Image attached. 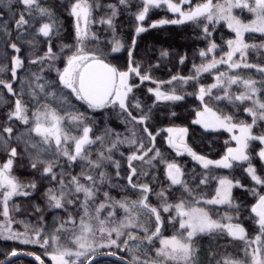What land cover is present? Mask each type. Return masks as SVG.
I'll use <instances>...</instances> for the list:
<instances>
[{"label":"snow or ice","instance_id":"1","mask_svg":"<svg viewBox=\"0 0 264 264\" xmlns=\"http://www.w3.org/2000/svg\"><path fill=\"white\" fill-rule=\"evenodd\" d=\"M4 3L9 6H18L19 13L14 20L15 36H13V29H9L6 23L0 27V35L9 37L5 43L14 53L11 56L10 67L0 66V72L10 70L12 80H19L21 85L25 86L21 91L27 95L28 102L34 105V111L29 116L28 102L15 93L13 83L0 79V86L7 89L9 94L17 95L13 107L7 113L5 126L0 129V151L6 152L8 156L0 166V196L3 198V210L0 214L8 217L10 211H19L18 208L10 209L9 207L12 197L30 196L32 193L28 189L37 188L35 182L21 184L11 175L15 158L20 155L18 145L23 143L26 151L32 150L29 152L31 168L39 170L43 166L40 179L46 180L50 185L44 192L48 208L65 210L69 215L67 220L62 221L51 233H47L38 222L32 229L34 232L32 237L28 236L27 232L12 233L7 228V224L0 226V235H3V230H7L10 234L3 236L4 239L20 240L25 244H38L46 252L50 246L53 247V253L49 255L53 264H95L97 248L112 247H117L121 251L134 249L129 264H200L195 238L198 235H219L220 237L226 235L232 241H239L244 245L245 259L225 258L223 261H216L215 264H264V194L257 192L255 187L248 189L252 195L257 196L256 203L250 209L257 229L254 236H251L239 222V215L225 214L220 219H213L209 211L204 208L190 206L189 201L185 199V194L199 203L200 201L196 199L197 194L182 179L184 171L181 166L177 162L164 159L162 152L156 146V137L159 133H153L148 125L152 108L158 103L178 102L184 99L183 95L176 94L175 88L167 92L161 90L163 84H173L175 81L187 84L190 80H198L200 73L209 72L224 63L230 70L255 68L261 74L259 80L242 79L239 75L228 76L227 73L220 72L215 77L216 83L209 87L201 86L195 93L196 99L201 102L202 111H197V119L193 123L201 125L206 131L223 128L233 133L232 140L235 141L236 146L228 147L221 159H207L189 147L185 142L188 131L186 128H167L163 131L168 133V146L175 150L177 155L191 156L206 170L199 180L200 185L207 184L212 178L209 171L211 168L232 169L235 164H247L244 171L264 192V177L258 174L248 151L252 141H258L264 146V131L260 134L254 133L256 125L264 122V66L247 62V51L264 49V44L250 45L244 39L245 33L264 35V0H223V2L204 0L187 11L182 5H191L192 0H176V2L140 0V10L135 14V20L138 23L128 49L126 70H121L108 62L107 57L110 53H118L124 49V44L115 36V21L123 8L130 7L131 0H118V3L107 4L101 3V0H69L66 7L68 15L73 18L75 43L61 44L59 53L53 50L52 45L53 37L60 35V25L53 8L42 6L40 0H0V4ZM162 6H166L168 11L177 14V18L162 19L153 23L151 25L153 28L165 24L181 25L203 20L206 22L203 24L204 37H208L211 35L210 25L214 26L220 20L226 21L236 37L235 40L227 41L229 50L226 56L219 60L213 58L207 64L197 67L196 76L174 75L168 81L154 80L150 74L152 66L149 65L145 69L137 64L133 58V51L137 43L136 37L147 31L142 26V22L149 10ZM234 8L247 9L255 18L249 23H244L232 14ZM103 9L107 11L99 20H96L94 11ZM93 23L107 25L112 31L113 38L108 42L111 45L110 53L107 48L87 49L85 41L92 40L99 43V37L90 28ZM37 37L45 38L49 46L43 55L34 54L28 58V64L38 67L26 69V72H31V76L25 75L21 79L18 76V70L25 68V60L20 56V44L26 43L35 50L39 43ZM216 48V43H210L207 50L200 51L199 55L202 58L206 57ZM60 53H63L65 58V67L62 71L55 68V61L61 58ZM237 53H239V60H233ZM168 55L166 50L160 53L161 58H166ZM184 60L185 57H181L180 63L183 64ZM159 66L157 64L155 67ZM53 70L56 73L55 79L49 80L44 73ZM133 76L137 77L141 84L148 81L157 85L155 89H148V92L155 97V101L148 107L147 112L138 100L129 99L133 89L140 86L130 83ZM225 77L228 86L239 83L243 85L244 90L233 95L228 87H223L222 95L214 94L212 90L222 87ZM258 93H261L259 99ZM70 96L93 111L118 107L122 122L130 135L121 138L120 134H116V138L111 139L112 130L106 128L101 135L93 138V130L85 122V113L77 112L74 107H71ZM209 100H214L217 104L227 102L236 107L243 105V111L251 117V123L243 121L239 124L234 123L233 115L218 113L209 106ZM245 102H250L251 106ZM61 109L66 115L60 114ZM132 109L139 110V113L134 114ZM172 115L175 116L176 113L172 112ZM13 121L28 126L27 133L14 135V127L10 123ZM66 123L74 125L80 130L79 133L70 135L64 127ZM33 133L40 138L38 141L32 139ZM13 140L17 142V146L12 145ZM97 144L101 150L93 156L92 146ZM105 144L108 145L106 148L103 147ZM120 145L130 149L126 156L129 171L124 177L119 172L120 161L113 159V153L119 151ZM120 155L125 154L121 152ZM257 155L260 161L264 162V147H261ZM158 158L165 165L163 174L168 185L156 192L149 182L140 181V178L152 175L150 169L155 167L153 161ZM136 161L140 163H134ZM109 164L117 169V179H126L128 187L138 190L140 195L138 200L130 203L126 199L117 200L109 190H106V185L108 189L117 186L105 170ZM77 165L80 168L79 173L69 171ZM155 179L153 176V181ZM177 186L180 190L179 202L171 204L168 198L172 195V189ZM244 187L239 180L218 178L215 196L204 199L203 202L208 205H226L227 208L235 209L238 214L240 205L234 202L232 190ZM153 193L160 200L163 212L169 214L167 223L174 227L178 224L176 235L163 236V230L167 224L158 207L151 206L149 203V195ZM101 194L102 200L99 199ZM73 207H79L83 211V215L79 217L78 232L76 219L72 215ZM116 207L125 211L126 220L118 222L112 220L111 218L115 215L112 211L108 212L106 218L102 217L105 210ZM138 209L147 214L146 221H138L136 215L132 214ZM36 211L43 210L37 206ZM67 225H72L70 235L76 250L61 243L60 234L69 231ZM124 229H139L143 235H137L132 231L125 232ZM97 230L101 233L99 239L96 238ZM113 233H115V239L112 238ZM124 236L128 239L121 240ZM129 241H135V244L130 245ZM156 241L159 242L158 246ZM10 255L15 257L18 253L13 250ZM105 255L112 256L115 253L109 251ZM35 259L38 264H44L40 256H35ZM213 259L214 257H209L208 264H213ZM0 264L4 262L0 261Z\"/></svg>","mask_w":264,"mask_h":264},{"label":"trees","instance_id":"2","mask_svg":"<svg viewBox=\"0 0 264 264\" xmlns=\"http://www.w3.org/2000/svg\"><path fill=\"white\" fill-rule=\"evenodd\" d=\"M41 5L49 8H53L57 20L60 25V35L54 36L52 40L53 50L57 53L60 52L61 44H74V30H73V18L68 15L67 5L69 0H40ZM176 2V0H173ZM204 2V0H192L191 5H182L184 10H189L190 7H195V5ZM214 2H223V0H214ZM101 3H118V0H101ZM140 0H131V5L128 8H123L121 14L117 17L115 21L116 25V39L120 40L124 44V49L118 53H110L111 45L108 43L113 38V33L108 29L107 25H101L99 23H93L90 28L99 37V43L92 40L85 41L88 50L94 48H107L110 55L107 57L108 62L114 66L120 68L121 70H126L128 64V49L131 46L132 38L135 35V28L137 26V21L135 20V14L140 10ZM107 9L94 11L93 15L96 20L104 14ZM19 13V8L16 5L9 6L7 3L0 4V27L5 23L9 29H13L14 32V20L17 18ZM232 14L240 19L244 23H249L253 18L252 13L248 12L247 9L234 8ZM176 19L175 15H172L166 8L162 6L160 8H152L149 10V13L146 15L145 20L142 22V26L147 29L144 33L140 34L137 39L136 47L133 51V58L137 64L143 66L147 69L149 65L152 66L151 76L154 80L157 81H168L172 76L178 75L181 77L196 76V68L202 64H207L213 58L219 60L221 57H225L228 52V40H235V33L229 29L228 25L219 21L215 23L214 26L210 25L209 29L211 35L204 37L203 33V24L205 21H193L186 22L181 25H172L165 24L158 27H151L153 23H157L160 20ZM9 37L0 35V66L10 67L11 56L14 55L10 47L6 46L5 41ZM245 42L252 45L264 44V35L260 33H245ZM39 43L37 44L35 50H33L28 44L21 43V53L20 56L25 60V68L18 70V76L23 79L25 75L31 76V72L26 69H35L38 66L30 65L27 63L28 58L34 54L43 55L44 51L48 48V43L45 42V38L37 37ZM210 43H216L217 48L214 52L209 53L206 57H201L199 55L200 51H206ZM168 51L169 55L166 58H161V51ZM61 58L55 61V68L63 70L65 67L64 55L60 53ZM181 57H185L184 63H180ZM239 54H237L233 60H239ZM247 62L253 64H260L264 66V49H250L247 51ZM159 64V67H155ZM219 72H225L228 76L230 75H239L242 79H253L259 80L261 74L256 71L255 68L246 69L240 68L235 70H230L228 65L220 64L214 70ZM44 75L49 79H55L56 73L55 70L51 72H46ZM0 79H4L10 83H13L14 91L17 95L22 96L26 102H28L27 95L21 91L25 86L21 85L19 80L13 81L11 77L10 70L0 72ZM214 78L212 73L202 72L199 74L198 80H190L187 84H182L180 81H175L173 84H163L161 90L171 91L175 88L176 94L183 95L184 99L178 102H167V103H158L155 107L152 108L150 113V119L148 125L150 130L153 133H159L156 137V146L160 149L163 154V157L167 161L177 162L182 170L184 171V176L182 179L187 182V184L193 188L195 191L196 199H209L211 198L217 187L218 178H227L230 180H239L245 187L244 188H233L232 196L234 202L240 205V212L237 214L235 209L227 208L226 205L220 207H205L203 203H196L192 200L191 197H187L185 194V199L189 201V204H197L200 208H206L209 211V214L213 219H220L225 214H230L233 216L239 215V222L246 228L251 236H254L257 233L256 225L253 222L250 209L252 205L256 203L257 196H254L250 193L248 189L255 187L257 192L264 194L261 191L260 186L255 185L251 178L244 171V168L247 167V164H235L232 169H217L211 168L209 171L212 174V178L209 179L207 184L200 185L199 180L205 174L206 170L196 161L192 159L189 155H177L176 151L168 146L166 137V131H163L167 128H186L187 135L185 136L186 143L191 147L197 154L202 155L210 160H218L226 154L228 147H233L234 142L231 135L225 130L217 131H206L203 130L200 126L193 123L197 111H202V105L199 100L196 99L195 93L198 88L209 87L214 83ZM58 83V81H57ZM130 83L139 84L138 88L133 89V93L130 94V100H138L142 106H144V111L147 112L149 106H152L155 97L152 96L149 92V88L155 89L156 84L145 81L143 84L140 83L139 79L135 76L130 80ZM242 84H233L231 87H228L233 95L236 92H241ZM66 91V90H65ZM214 94L222 95L223 88H216L212 90ZM17 95H11L8 93L7 89L0 86V129L5 126V121L7 118L8 111L13 107ZM257 98H261V93L257 94ZM208 99V98H206ZM71 107H74L77 112L85 113V122L93 130L94 136L101 135L104 129L112 130L111 139L116 138V134H120L121 138L129 136L130 133L122 122V116L119 114V108H105L101 110L93 111L88 109L85 105H82L79 101H76L74 97L70 96ZM248 106H251L250 102H245ZM209 106L213 107L218 113H223L225 115H233L234 123L239 124L241 121L245 123H251V117L248 116L243 111V105L239 107L223 102L217 104L214 100H209ZM29 108V114H32L34 111V105L31 102L27 103ZM134 114H138L139 110L132 109ZM172 112H175L176 115L173 116ZM61 115H66L63 110H60ZM29 115V116H30ZM11 126L14 127V135H21L22 133H27L28 126L18 123L17 121L10 122ZM65 129L69 131L70 135H77L79 129H77L72 124H65ZM130 127V126H129ZM264 131V122H259L254 128V133L260 134ZM139 135V133H138ZM33 140H39L40 138L32 134ZM13 146H17L15 140L12 141ZM105 144L103 147H107ZM261 145L258 141L250 142V147L248 151L252 157V163L257 168L258 174L264 177V163L260 161L257 153L261 149ZM92 155L95 156L97 152L101 150L99 144L93 145ZM32 151L29 149L25 150V145L20 143L18 145V155L15 158L13 168L11 170V175L15 177L21 184H30L35 182L37 188L35 190L28 189L32 194L30 196H19L12 198L9 201L10 209L12 207L18 208L19 211H10L8 217L0 214V221L6 220L10 223V226H15L12 224V220L19 218L22 221H28L35 223L38 222L42 224V227L47 233L50 229L53 228L56 224H60L62 221L67 220L69 213L65 210H50L47 206L46 197L44 196L45 189L49 187V183L46 180H41L40 175L42 172V167L39 170H34L30 166L29 162V152ZM130 149L125 145L119 146V151H114L113 159L120 161L121 167L119 172L121 176L124 177L127 175L129 169L126 160V156L129 153ZM123 152L125 155L121 156L120 153ZM151 155V154H150ZM8 158L7 153L0 151V166ZM139 164V161L134 162ZM155 167L150 169L152 173L151 176L141 177L140 181L149 182L151 186L155 189L156 192L162 190L163 187H167L168 182L164 179V163H162L159 158L153 161ZM111 178V181L117 186L115 188L108 189L107 185L105 186L106 190H109L114 197V199L122 200L126 199L129 203L136 201L140 198L138 190H133L131 187H128L126 179H117L116 171L117 169L109 164L105 169ZM70 172L79 173V166L69 169ZM153 176L156 178L153 181ZM135 179V178H134ZM163 182V183H161ZM180 190L177 188L172 189V195L169 196L168 202L175 204L179 202ZM82 199V196H81ZM99 199H103L102 194ZM149 203L151 206L158 207L161 211L163 218L167 224V227L163 230V236L169 237L177 232L178 224L175 227L172 224L167 223L169 214L164 213L162 207L160 206V200L156 195H149ZM39 206L43 211L37 212L36 207ZM3 210V199L0 200V213ZM94 211V210H93ZM112 211L115 213L112 220L119 221L127 218V214L123 209L116 207L114 209L109 208L105 212ZM105 212L102 213V217H105ZM135 213L138 221H146L148 216L144 213L143 210H137ZM132 213V214H133ZM139 213V214H137ZM72 215L77 220L82 215V209L79 207L72 208ZM106 218V217H105ZM154 219V218H153ZM66 227L69 229L70 227ZM127 231L135 232L137 235H143L139 229H127ZM62 238H67L70 235L69 231L62 232L60 234ZM30 237L34 236V233L29 234ZM125 238H127L125 236ZM128 239V238H127ZM63 240V239H62ZM129 243H134L135 241H129ZM132 245V244H130ZM158 241H156V246ZM122 247V245H121ZM195 247L199 249L198 259L200 264H208V258L214 257L213 264L216 261H223L225 258L228 259H245L244 256V245L239 241H232L230 238L219 235L207 236V235H198L195 238ZM15 250L17 253H25L28 255L40 256L44 261V264H53L49 259V255L52 254L50 248L47 252L43 247H40L38 244H25L18 243L6 239L0 238V261H4L11 252ZM110 251L115 254H121L126 258L131 257L134 249H129L127 251H121L117 247L110 248ZM11 264H36L33 260L28 259H19L14 261ZM98 264H115L109 261H102Z\"/></svg>","mask_w":264,"mask_h":264},{"label":"rangeland","instance_id":"3","mask_svg":"<svg viewBox=\"0 0 264 264\" xmlns=\"http://www.w3.org/2000/svg\"><path fill=\"white\" fill-rule=\"evenodd\" d=\"M185 11H187V10H185ZM170 12V11H169ZM172 15H175L176 16V18H177V14H174V13H172V12H170ZM254 19V18H253ZM220 21H223V22H225L226 24H227V22L226 21H224V20H220ZM228 25V24H227ZM236 38V37H235ZM237 54H239V53H237ZM236 54V55H237ZM235 55V56H236ZM234 56V57H235ZM233 57V58H234ZM220 65V64H219ZM218 65V66H219ZM224 65H227L226 63H224ZM215 69H212V70H210V72L212 73V77L215 79V77L217 76V75H219V71H214ZM231 76V75H230ZM226 77H225V79H224V81L222 82V87H220V89L221 88H223V87H231V86H228L227 85V82H226ZM214 83H216V79L214 80ZM214 83H212V84H214ZM211 84V85H212ZM210 85V86H211ZM228 90H230L229 88H228ZM244 90V88H243V86H242V88H241V92ZM240 93V92H239ZM238 92H236L235 94H239ZM234 94V95H235ZM30 115V114H29ZM31 116V115H30ZM197 119V116L195 117V119L194 120H196ZM18 122V121H17ZM19 123V122H18ZM198 126H200L201 127V125H199V124H197ZM203 130H205L203 127H201ZM217 130H224L223 128H220V129H217ZM217 130H215V131H217ZM209 131H211V130H209ZM226 131V130H225ZM228 132V131H227ZM167 133V132H166ZM230 135H231V137H232V135H233V133H230V132H228ZM34 134V133H33ZM236 134H239L238 132H236ZM35 135V134H34ZM167 137H168V133H167ZM167 137H166V141H167ZM185 142H186V140H185ZM234 142V146L233 147H235L236 146V144H235V141H233ZM168 144V143H167ZM54 146V145H53ZM262 146V145H261ZM262 147H264V146H262ZM187 155V154H186ZM191 157V156H190ZM221 159V158H220ZM219 160V159H218ZM264 163V162H263ZM2 166V165H1ZM217 186H218V183H217ZM215 196V193H214V195L212 196V197H214ZM15 197H19V196H14V197H12V198H15ZM211 197V198H212ZM211 198H209V199H211ZM3 198H2V196H0V200H2ZM203 200L204 199H201L200 200V202L201 203H203V205L207 208V207H209V206H212V207H220V206H223V205H208V204H206V203H204L203 202ZM190 206H194V207H200V206H198L197 204H190ZM206 208H204L205 210H206ZM106 211V210H105ZM207 211V210H206ZM93 214H94V211H93ZM82 215H83V211H82ZM105 217H107L108 216V212H105ZM133 215H135V213H133ZM122 220H126V219H122ZM120 221V220H119ZM76 222H77V232L79 231V228H78V225H79V223H80V220H79V218H77V220H76ZM92 223H95V221H92ZM5 224H7V228L8 229H10V231L12 232V233H25V232H27V235L29 236V234L31 233V232H33L32 231V229H33V227L35 226V223H32V222H28V221H22V220H20L19 218H16L15 220L13 219L12 220V224H14L15 226L13 227L12 225L10 226V223L8 222V221H6V220H2V221H0V226H3V225H5ZM59 225L60 224H56L53 228H51L50 229V231H49V233H51V232H53L54 231V229L55 228H57V227H59ZM26 226H27V228H26ZM111 226H114V225H111ZM68 227H70L69 229L71 230V228H72V225H69ZM127 229H124L123 231H126ZM34 233V232H33ZM10 233H9V231H7V230H3V235H0V238H2V239H4L3 238V236H6V235H9ZM177 234V232L176 233H174L173 235H176ZM100 235H101V233L97 230V232H96V238L97 239H99V237H100ZM106 235V234H105ZM169 237H171V236H169ZM112 238L113 239H115L116 238V236H115V233H113L112 234ZM63 240H61V243L62 244H64V245H67L68 247H71L73 250H76V246L72 243V236L71 235H69L67 238H62ZM125 239H127V238H125V236L124 237H121V240H125ZM6 240H10V241H14V242H18V243H21L20 242V240H15V239H6ZM129 244H134V243H129ZM158 245H159V242H158ZM157 245V246H158ZM253 247H255V245H253ZM50 248V251L53 253V247H49ZM110 251V249L109 248H97V251H96V254H95V256L96 255H99V254H101V253H107V252H109ZM91 255V254H90ZM116 256H119V257H121L122 259H124L125 261H129L130 259L129 258H126V257H124V256H121V254H115ZM69 259H73V258H69ZM17 260H19V259H17ZM16 261V260H15ZM98 264V263H97Z\"/></svg>","mask_w":264,"mask_h":264},{"label":"water","instance_id":"4","mask_svg":"<svg viewBox=\"0 0 264 264\" xmlns=\"http://www.w3.org/2000/svg\"><path fill=\"white\" fill-rule=\"evenodd\" d=\"M17 259L33 260L36 264H38V261L35 259L34 255H28L25 253H18V255L15 257H12L10 255L3 262L4 264H11ZM102 261H109L115 264H129V261H125L124 259L116 255L109 256V255H105V253H101L95 256V264L102 262Z\"/></svg>","mask_w":264,"mask_h":264}]
</instances>
